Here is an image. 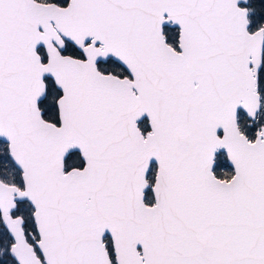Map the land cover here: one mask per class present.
<instances>
[{"label":"snow or ice","instance_id":"snow-or-ice-1","mask_svg":"<svg viewBox=\"0 0 264 264\" xmlns=\"http://www.w3.org/2000/svg\"><path fill=\"white\" fill-rule=\"evenodd\" d=\"M0 264H264V0H0Z\"/></svg>","mask_w":264,"mask_h":264}]
</instances>
